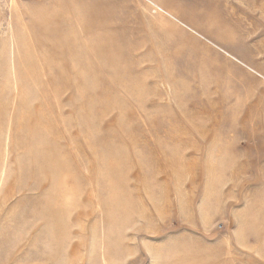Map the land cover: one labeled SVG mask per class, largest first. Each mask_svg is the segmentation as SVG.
Here are the masks:
<instances>
[{"label": "rangeland", "instance_id": "obj_1", "mask_svg": "<svg viewBox=\"0 0 264 264\" xmlns=\"http://www.w3.org/2000/svg\"><path fill=\"white\" fill-rule=\"evenodd\" d=\"M0 264H264V0H0Z\"/></svg>", "mask_w": 264, "mask_h": 264}]
</instances>
